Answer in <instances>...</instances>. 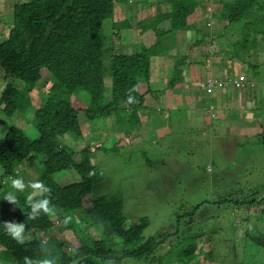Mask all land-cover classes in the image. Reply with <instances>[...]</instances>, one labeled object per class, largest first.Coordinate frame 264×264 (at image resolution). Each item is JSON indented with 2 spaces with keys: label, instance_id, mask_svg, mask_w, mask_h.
I'll return each instance as SVG.
<instances>
[{
  "label": "trees",
  "instance_id": "16d2710c",
  "mask_svg": "<svg viewBox=\"0 0 264 264\" xmlns=\"http://www.w3.org/2000/svg\"><path fill=\"white\" fill-rule=\"evenodd\" d=\"M203 1L204 3L198 0H160L165 6L171 5L169 10L158 9L150 22L145 23L146 26L141 24V20L139 22V26L143 25V29L147 31L145 34L151 40L150 45L143 44L142 49L137 52L114 51L110 55L108 67L105 62L106 53L112 50L106 47L103 25L106 20L113 19L118 3H125L127 0H17L10 7H13L11 25L7 22L3 24V14L0 15L1 25L6 31L5 39L0 42V102L4 104L2 112L9 116L17 111L25 113L27 110H34L33 123L38 133L37 137L31 138L22 127L9 124L7 134L0 141V164L3 166L0 177V251H7L11 261L24 264L25 257L35 260L48 256L56 264H104L110 261L120 264L126 258L135 261L149 259V264L211 262L210 254L203 255L200 252V234H194L188 226H172L163 233L143 240V232L150 220L145 216L138 222L127 225L123 194L92 197L97 182L104 179L102 170L92 162L91 147L98 150L100 145H84L80 149V161L75 162V147L62 139L66 133H70L76 136V142L82 141L80 112H84L89 120L111 119L113 124L118 123L116 129L121 131H131L132 126L136 130L140 129H137L138 126L142 129L144 118L150 120L152 116L147 112L141 113V107L147 105V109H156L147 102V95L154 93L150 85L154 72L151 59L153 56L167 55L170 50L168 43L165 44L168 35L197 24L202 19L198 9L213 4L212 0ZM220 1L222 7L218 10H227L228 21L242 23L246 29L244 38L234 45L236 54L237 51L240 54L246 53L248 57L258 54L255 47L264 32V28L260 30V23L264 24V0ZM114 25L117 31L126 24L117 22ZM2 27L0 33L3 31ZM196 28L197 38L194 44L206 43L211 36V32L206 30V21H202ZM196 57L192 53L169 55L168 70L173 72L167 76L170 86L184 81L186 66H207V62H201V56L199 60ZM233 57L237 58V55ZM252 69L256 73L258 64H254ZM200 77L207 85L211 76H206L201 68ZM230 77L231 75L218 76L215 79L228 81ZM106 78L111 84L110 92ZM231 85L218 86L214 92L231 88ZM133 86H138L139 90L130 93ZM203 90L212 95L207 92L205 85ZM237 90L238 88L234 91ZM40 92L43 97H40ZM77 92L84 94V99L81 100L79 96V102L75 103ZM129 94L135 98L136 103H127ZM85 95L89 96V100ZM204 102L206 109L215 101L207 97ZM122 103L126 105L123 106ZM183 110L189 117H197L196 109ZM204 120L208 121L205 117ZM252 138L251 143H259L264 150V129ZM148 154L151 158L144 154L147 163L156 167H159L158 163L168 160L162 152L155 153V157ZM34 166L36 170L33 173L37 172L39 176H32L51 189V206L61 210L59 230L68 233L72 239L77 238L80 243L77 248L69 242L71 239L64 240L51 235L50 229L57 223L49 215L41 213L34 220L27 219L31 212L26 202L29 188L24 192L16 191L11 186L10 178H23L25 181L24 170L30 174L29 169ZM71 167H75L82 180L69 185L60 184L53 174ZM25 183H28L27 180ZM9 192L17 196L18 204L4 198ZM239 193L245 194L246 191ZM47 195L48 193H41L35 199ZM259 201H264V196L257 199L251 194L246 203L254 205ZM214 202L224 201L217 199ZM199 205L184 214L189 216L191 222L196 221L194 217ZM5 222L26 224L24 244L7 234L3 227ZM77 229H82L85 234H77ZM95 232L98 233L97 237L94 236ZM246 235L251 241L264 247V233L259 229L248 226ZM116 238L121 242H114ZM41 240L47 241V250L41 248ZM117 243L121 246L117 247ZM165 244L168 248L161 252ZM234 264L250 263L239 259L238 263L234 260Z\"/></svg>",
  "mask_w": 264,
  "mask_h": 264
},
{
  "label": "rangeland",
  "instance_id": "374dc122",
  "mask_svg": "<svg viewBox=\"0 0 264 264\" xmlns=\"http://www.w3.org/2000/svg\"><path fill=\"white\" fill-rule=\"evenodd\" d=\"M157 1L160 3V0ZM198 1L204 3L203 0ZM212 1L213 4L210 6L198 9V14L202 16V19L193 25L194 27L200 26L202 21H206L207 25V22L211 21L209 27L206 28L211 32L206 43L198 44L196 47L193 44L189 48L190 52L193 48L198 59L201 57L210 59V55L220 49L224 56V49L231 48V45H227V41L235 44L246 34L242 23L233 26L227 25V10H220L225 14V17L224 19L219 18L221 15L218 13V8L222 3L220 0ZM15 2L17 0H0V15L3 14V24L7 22L11 25L13 7L11 9L10 7ZM143 3H145L144 11L150 12L157 8L155 2L152 3L151 0H143ZM138 12H141V8L138 9ZM119 13L115 7L113 19L106 20L103 25L106 47L112 50L106 53L107 67L110 65V55L114 51L137 52L142 49L144 44L141 41L143 25L139 26L141 19L132 27V30H127L128 27L122 26L121 30L116 31L115 15ZM124 14L126 21L131 20L133 14H129V12ZM118 18L123 19L122 16ZM212 18L214 19L212 20ZM263 28L264 24L260 23V30ZM2 30L0 42L6 37L4 26ZM192 31L190 27H187L171 34L170 38L184 33L187 41L180 42V48H182L185 43L191 42L189 39L193 36L194 32L192 33ZM170 38L167 37L165 40V44L168 43L169 48L171 47ZM196 38L197 35L194 39L196 40ZM261 40L264 41V32L258 40L259 44L255 47L258 54L255 53L256 57H249L253 65L258 64V71L253 73V78H249L246 72L243 74L236 70L235 76H231L234 79L242 74L246 76L245 81L240 84V88L236 92L237 95L233 89H230L229 92L226 90L225 98H222L221 101L211 103L205 111L196 110L197 117H189L181 107L186 103L191 106L188 110L205 107L203 99L206 97L201 98L200 104L193 97L185 103H176V106L172 108L168 105L166 93L173 85H169L167 78L166 84L157 88L154 85L155 76H151L150 85L154 93L147 95V102L153 103V107L156 109H147V105L141 107V113L147 112L152 116L150 120L144 118L142 129L141 126H138L137 129H140L136 130L132 126L131 131H121L116 129L118 123L113 124L111 119L89 120L84 112H80L82 141L76 142V136L70 133H66L64 138L62 137L66 144L75 147V162L80 161V149L84 145L90 143H97L98 147L100 145L98 150L91 147L92 162L102 170L104 179L97 182L92 197L101 194H123L127 225L134 224L145 216L150 220L143 232V240L163 233L172 226H188L194 234H200V252L203 255H211V262L204 261V264H234V260L238 263L239 259L244 263L264 264V247L257 245L246 235L248 226H254L255 229L264 233V201L258 202L261 207L257 203L254 205L246 203L251 194L255 195L257 199L264 196V150L259 143H251L252 136L258 132V126L264 125V98L259 92L264 87V51H262L264 42ZM144 42L150 45L149 36H145ZM170 50L173 53L177 51L171 48ZM240 53L237 51V55ZM172 73L167 70V76ZM184 75L188 77L187 72ZM2 77H4L3 73ZM216 77L218 76L213 75L211 78ZM106 84L110 92L111 84L109 81ZM201 86L203 87L202 83ZM214 90L215 88L213 90L207 88V92L210 94H213ZM202 92L205 93L203 89ZM39 95L40 97L44 96L41 92ZM75 96L77 97L74 98L75 103L79 102V96H81V100L84 99V94L77 92ZM85 98L89 100L88 95H85ZM122 105L125 106L126 103H122ZM3 107L4 104L0 102V141L7 134L10 128L9 124L22 127L31 138L38 136L33 123L34 110H27L25 113L17 111L7 116L2 112ZM204 117L208 121H205ZM139 118L141 119V116ZM143 140L145 142H142ZM157 152H162L168 158L167 162L158 163L159 167L148 164L144 155L150 157L148 154L150 153L152 157H155ZM100 160L103 162L101 163ZM34 169L36 170L35 166L29 169L30 174L24 170L27 182H29L28 175L39 176L37 172L33 173ZM18 170L20 171L21 168ZM2 172L3 166L0 164V177ZM55 179L64 185L80 181L81 175L75 167H71L56 172ZM243 191H246L248 195L239 193ZM31 192L32 190L29 189L26 197ZM217 199H222L224 202L215 203L214 201ZM199 203L203 205L201 206ZM197 205L199 207L194 217L196 221L191 222L189 216L184 214ZM54 209L55 214L50 217L57 219L61 210L55 207ZM187 223L194 225L191 226ZM60 225L59 222L50 229L51 235H57L64 240L71 239L69 242L74 248H77L80 245L78 239H72L68 233L62 232V229L59 230ZM76 233L85 234L82 229H77ZM39 236L41 237V235ZM94 236L97 237L98 233L95 232ZM114 242H121V240L116 238ZM116 246L120 247L121 245L117 243ZM166 248L168 246L165 244L161 252H164ZM129 263L149 264V259L135 261L132 258H126L120 264ZM0 264L16 263L9 259L7 251L2 250L0 251ZM104 264L118 263L110 261Z\"/></svg>",
  "mask_w": 264,
  "mask_h": 264
},
{
  "label": "crops",
  "instance_id": "0c3cea01",
  "mask_svg": "<svg viewBox=\"0 0 264 264\" xmlns=\"http://www.w3.org/2000/svg\"><path fill=\"white\" fill-rule=\"evenodd\" d=\"M142 1L143 0H141V1L140 0H127V2H125V3H118V5L116 6V11L119 10L120 13L115 15L116 21L122 22V24H126L125 26L129 25L127 30H132V27L135 24H137V22H139V19H141V24H144L146 26L145 23L150 22L152 15L156 14L158 9L169 10V8L171 6L170 4L165 6L163 3H159L157 0H151L152 3L155 2V4L157 5V8L155 10L154 9L150 10V12H149V11H144L145 3H143ZM220 6L222 7V5H220ZM140 8H141V13L138 12V9H140ZM126 12H129V14H133V16H131V18H130L131 20H129V21L125 20L126 15L124 13H126ZM218 12L221 13V16H219V18L224 19V17H225L224 13L221 12L220 10H218ZM135 14H137V15H135ZM121 16L123 17V19L118 18ZM234 24L238 25L240 23L228 21L227 25L233 26ZM189 27L193 30L192 33L194 32L193 36L190 37V39H189V40H191V42H189L188 44L185 43V45L182 48H180V42H183V40L187 41L185 39V34L184 33L178 34L175 38H170L171 37L170 36L171 34H170L167 36L171 39L169 42V44L171 46L170 48L177 50V51L175 53H173L170 50L169 54H167V55L153 56L152 57L151 64H152V67L154 68V72H153L152 76H155L154 77L155 87L160 88V87H162V85H165L167 82V70L169 69V62H170L169 55L172 56L173 54H177L180 52H184V53L188 54L190 52L189 48L195 42L194 37H196V35H197V28L194 27L193 25L189 26ZM145 32H147V31H145L144 29L143 30L141 29V41H143L144 44H146V42H144V38H145V36H147L145 34ZM174 33H172V34H174ZM241 40H238L236 42H240ZM227 42H228L227 45H231V48L224 49V51H225L224 56L221 54V49L216 50V52H214L213 55H210L209 60H208L209 57H207L205 59L201 58V62L203 64L207 62V66H205V64L204 65L194 64V65H188L185 67L184 73L187 72L188 77H185V75H184V78H185L184 81L177 83L175 86L169 87V89L166 93V98L168 101V105L170 107H172V108L175 107L176 103H185L186 101H188L189 99H191L193 97L196 98L198 104H200L202 97H206V98L210 97L212 101H215V103L221 101L222 98H225L224 95H226V90L229 92L231 88L218 89L215 91L216 93L214 92L212 95H206L205 93L202 92V89H203V87L201 86L202 78L200 77L201 76V68L205 71L206 76H213V75L235 76V74H234L235 71L239 70L243 74H245L244 72H246L247 75H249V78H253L252 75L254 72L250 71V70H252L253 62L250 61V59L246 53L240 54L241 56L237 55L234 48H233L235 44L231 41H227ZM194 47H196V45ZM193 51L194 50L192 48L190 53L194 54ZM233 55H237V58L233 57ZM252 55H254V54H252ZM195 56H197L196 58L198 59V55H195ZM224 60H226V61L223 62ZM199 84H200V86H199ZM232 89L235 90L234 88H232ZM238 90H237V92H238ZM259 92H260L261 96L264 98V90L259 91ZM235 95H237L236 92H235ZM216 96H217V98H216ZM206 98H204L203 101ZM151 105L153 106V103H151ZM190 107H191L190 104L186 103V104L182 105L181 108L190 109ZM192 109L201 110V109H205V107H198V108H192ZM263 129H264V125L260 124L258 126V133L262 132ZM255 134L252 137H255Z\"/></svg>",
  "mask_w": 264,
  "mask_h": 264
},
{
  "label": "clouds",
  "instance_id": "9594fccd",
  "mask_svg": "<svg viewBox=\"0 0 264 264\" xmlns=\"http://www.w3.org/2000/svg\"><path fill=\"white\" fill-rule=\"evenodd\" d=\"M210 22L211 21L207 22V26L209 25ZM202 84L204 88L205 82L203 81ZM233 88L239 89L240 87H233ZM138 90H139L138 86H133V88L130 89L129 92L131 93V92L138 91ZM136 102L137 101L135 100V98L131 94H129L127 98V103L133 104ZM28 176H32V175H28ZM10 180H11L12 188L18 192H24L26 188H29L32 190V192L26 198V202L31 208V212L27 215L28 220L36 219V217L39 216L41 213L47 214L49 216H52L55 214V209L54 207L51 206V201L49 198L51 194V189L48 186H46L43 182L37 180V177L35 178L34 176L29 177V182L27 184L25 183L23 178H10ZM81 180H82V177H81ZM41 193H48V195L40 199H35V197H37L38 194H41ZM4 198H6L7 200H9L10 202L14 204H18L17 196L14 195L12 192L7 193ZM57 217L58 218L54 220L58 224L60 222L59 221L60 218L59 216ZM3 227L6 230L7 234L10 235L18 243L20 244L25 243V239H26L25 238V228H26L25 223L5 222L3 224ZM41 248L47 250L46 240H41ZM24 264H56V262L53 258H50L48 256H45L41 259H35V260L29 257H25Z\"/></svg>",
  "mask_w": 264,
  "mask_h": 264
},
{
  "label": "built area",
  "instance_id": "2783aa9c",
  "mask_svg": "<svg viewBox=\"0 0 264 264\" xmlns=\"http://www.w3.org/2000/svg\"><path fill=\"white\" fill-rule=\"evenodd\" d=\"M246 79V76L245 75H241L240 77L238 78H235L234 77H230L228 81H225V80H218V79H215V78H209L208 79V84H204L205 87H206V90L207 88L209 90H213L214 88L216 87H225L227 84L231 83L232 87H239L240 84H242Z\"/></svg>",
  "mask_w": 264,
  "mask_h": 264
}]
</instances>
